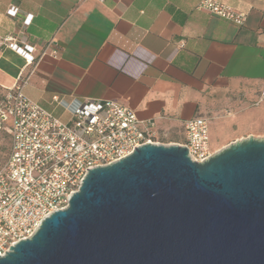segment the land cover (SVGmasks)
<instances>
[{"label": "crops", "instance_id": "obj_1", "mask_svg": "<svg viewBox=\"0 0 264 264\" xmlns=\"http://www.w3.org/2000/svg\"><path fill=\"white\" fill-rule=\"evenodd\" d=\"M217 1L244 12V23L199 0H0V100L21 83L63 120L55 94L113 100L141 126L154 122L164 144L183 145V122L202 116L212 153L255 135L243 114L264 98V0ZM6 36L31 44L33 61L5 46Z\"/></svg>", "mask_w": 264, "mask_h": 264}, {"label": "water", "instance_id": "obj_2", "mask_svg": "<svg viewBox=\"0 0 264 264\" xmlns=\"http://www.w3.org/2000/svg\"><path fill=\"white\" fill-rule=\"evenodd\" d=\"M9 248L0 264H264V138L201 162L181 144L134 147Z\"/></svg>", "mask_w": 264, "mask_h": 264}, {"label": "built area", "instance_id": "obj_3", "mask_svg": "<svg viewBox=\"0 0 264 264\" xmlns=\"http://www.w3.org/2000/svg\"><path fill=\"white\" fill-rule=\"evenodd\" d=\"M197 7L239 26L246 19L217 0H199ZM16 11L13 5L8 9L11 15ZM2 43L26 63L33 61L34 47L25 40L6 36ZM21 86L9 88L0 100V142L7 138V150L0 152V256L65 208L88 169L115 162L144 143H159L154 122L141 126L134 110L116 101L55 94L53 103L68 115L63 120L27 97ZM183 129L188 156L207 159L212 154L207 119H187Z\"/></svg>", "mask_w": 264, "mask_h": 264}, {"label": "rangeland", "instance_id": "obj_4", "mask_svg": "<svg viewBox=\"0 0 264 264\" xmlns=\"http://www.w3.org/2000/svg\"><path fill=\"white\" fill-rule=\"evenodd\" d=\"M247 105L248 108L247 111L243 114V117L245 118V120L248 119L249 121V127H250L249 133L255 134L248 136L264 138V98L263 101H259V102L257 101V103L256 100L251 99ZM248 136H245L244 138ZM217 138L218 135L217 133H215L214 139ZM3 141L4 143L1 142L0 145V152H4L7 150V148H5V146L7 145V138H5V140Z\"/></svg>", "mask_w": 264, "mask_h": 264}, {"label": "trees", "instance_id": "obj_5", "mask_svg": "<svg viewBox=\"0 0 264 264\" xmlns=\"http://www.w3.org/2000/svg\"><path fill=\"white\" fill-rule=\"evenodd\" d=\"M0 145H1V142H0Z\"/></svg>", "mask_w": 264, "mask_h": 264}]
</instances>
